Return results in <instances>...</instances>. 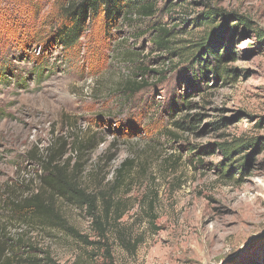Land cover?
Wrapping results in <instances>:
<instances>
[{"label":"rangeland","instance_id":"374dc122","mask_svg":"<svg viewBox=\"0 0 264 264\" xmlns=\"http://www.w3.org/2000/svg\"><path fill=\"white\" fill-rule=\"evenodd\" d=\"M58 1L0 0V235L11 239L8 249L35 264L79 255L86 264H264V0H170L169 14V0H156L155 26L171 29L174 54L154 52L151 24L136 17L111 36L90 22L65 48L54 37ZM210 9L253 26L229 29L223 41L235 78L207 65L203 78L186 81L192 64L182 53L224 24L210 22ZM143 81L129 99L117 92ZM238 138L263 144L235 155L251 159L228 181L217 144ZM51 145L70 167L80 163L78 182L90 192L122 173L110 193L125 210L107 227L110 259L68 231L95 239L85 208L45 190L35 159ZM37 191L51 222L15 204Z\"/></svg>","mask_w":264,"mask_h":264},{"label":"trees","instance_id":"16d2710c","mask_svg":"<svg viewBox=\"0 0 264 264\" xmlns=\"http://www.w3.org/2000/svg\"><path fill=\"white\" fill-rule=\"evenodd\" d=\"M172 4L173 2L169 0L164 9L165 14L170 13ZM162 11L163 9L158 7L156 0H61V2L59 0L58 14L56 15V17H58V24L54 31V37L63 47L73 48L80 36L86 28H88L87 26L90 22L97 25L104 36H111L116 27L131 22L130 19L136 17L148 19L149 24H151L149 31L154 33L149 41L154 48V52L168 51L170 54H174L171 52L172 39L174 38L171 29L164 26H155V22L158 18L157 14ZM207 14L211 15L210 22L213 23L217 18H222L224 24L217 28L218 32L211 42L208 41L207 33L199 43L192 45L190 53H182L181 57L188 56L187 61L192 64L190 70L191 76H187L185 78L186 81L197 80L196 78L199 77L203 78L206 71L209 70L207 65L211 66V71L215 75L223 74L235 78L236 70L223 65L227 62L226 58L228 55L229 57L233 56L232 47L230 45L225 47L223 41H225L227 30L232 29V31H235L237 27L248 30V27L253 26L247 17L238 15L237 13L225 12L221 9H210L207 11ZM200 19L202 20L203 17H200ZM235 20H237V23H232ZM195 21L200 22L199 18H196ZM253 33L259 39L263 37L257 29H254ZM219 46L224 48L223 52L219 51ZM124 56L125 54H121V58ZM140 68L142 72H148L145 68ZM141 84L142 85H137L136 83L128 82L120 86L117 92L120 93L122 99H129L135 89L144 86V81ZM86 144H88V142ZM86 144L79 143L77 148ZM262 144L263 141L259 138H254L252 140L238 138L229 143L217 144L224 155V160L221 165V176L225 178V180L232 181L234 180V175L239 172V169H241L239 172L240 175L244 174L248 161L251 158L249 156H242L235 159V155L248 148L259 149ZM73 148H76V146L74 145ZM35 160L37 165L42 169L43 175H41L40 180L45 185V190L49 195L54 194L55 197L64 198L68 202L85 208L91 218V227H93L95 231V239L89 240L86 236L70 228L68 229L69 233L84 243L85 246L102 250L105 252L106 258L110 259L111 255L107 227L109 226L110 220L113 222L111 225L114 227V223L120 220L123 214H125V210H120L124 203L121 200L112 202L110 193L122 182L124 178L122 173L119 171V177L115 179L109 189H100L97 193H94L85 189L78 182L77 171L80 163L77 162L70 167L69 164L71 159L68 157L62 159L61 155L58 153L57 147L51 145ZM126 165V163H123L121 168L125 169ZM224 167L229 170L226 172ZM236 170L237 172H235ZM43 201L42 192L37 191L29 197H25L23 203L15 204L20 209H24L25 212L27 211L26 213L30 217L51 222V219H53L51 207L45 205ZM153 204L154 199L152 198L150 199L147 210H149ZM145 213L149 216L147 211ZM120 239L122 245L125 246L127 241H125L124 238ZM10 240L11 239L7 238L3 239L0 235V264H35L33 262L30 263L26 257L20 261L19 257H17L18 255H16L17 253H13V251L9 250L7 247ZM109 261L112 264V260L110 259ZM72 264L86 263L79 255L74 259Z\"/></svg>","mask_w":264,"mask_h":264}]
</instances>
